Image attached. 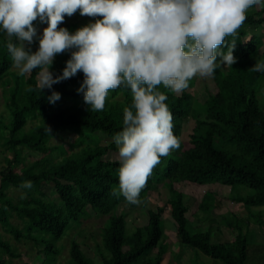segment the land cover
<instances>
[{"label": "trees", "instance_id": "1", "mask_svg": "<svg viewBox=\"0 0 264 264\" xmlns=\"http://www.w3.org/2000/svg\"><path fill=\"white\" fill-rule=\"evenodd\" d=\"M256 7L251 6L236 33L225 38L236 42L233 51L236 62L227 70L218 68L211 77H201L205 88L203 101H198L187 89L172 93L162 85L157 86L167 96L164 103L172 113L173 133L181 144L168 156L161 157L140 193L144 201L154 185H160L168 190V200L156 209L149 208L147 223L135 226L129 234L124 213L117 212L120 203L128 202L111 195V189L119 182V160L107 156L118 150L112 137L123 130V109L131 106V90L123 85L108 90L105 108L99 112L89 110L82 93L76 91L84 78L80 71L41 92L35 88L37 70L24 76L12 70L5 46L7 37L0 36V88L6 87L9 92L5 104L8 116H0V139L12 154L0 170V225L4 230L16 241H30L40 247L39 255L53 264L59 251L49 236L54 240L62 238L72 222L80 224L91 210L95 215L108 216L101 242L94 251L100 262L88 256L74 238L69 247L70 264H162L171 240L163 220L169 210L179 245L192 247L219 264H247L253 236L248 222L233 212L223 215L221 219L232 231V240L213 242L212 218L222 201L214 190H207L200 201L188 206L177 185L188 182L230 187V198L241 204L264 229V105L254 91L264 81V73L250 70L256 59H264V51L256 58L260 41L255 36L244 39L245 26L264 23V7L254 10ZM33 24L40 23L37 19ZM63 27L74 32L79 25L74 22ZM37 48L33 42L31 50L35 52ZM69 58L70 52L57 54L50 71L61 74ZM29 85L32 91L27 90ZM53 90L61 98L51 104L47 98ZM187 119L191 125L185 139L183 129ZM57 133H71L75 141L68 147L77 150L65 154V148L52 145L51 138ZM100 134L112 141L101 144ZM25 151L38 158L25 165L22 157ZM58 151L62 157L55 160L53 154ZM26 180L33 183L26 198L10 194L11 187L18 190ZM45 184H53L58 201L46 199ZM190 209L194 216L198 211L206 214L211 225L205 232L189 228ZM14 217L22 225L27 224L26 231L12 222ZM260 248L259 259L264 264V244ZM0 254V264H6L5 257H19L10 242L2 238Z\"/></svg>", "mask_w": 264, "mask_h": 264}, {"label": "clouds", "instance_id": "2", "mask_svg": "<svg viewBox=\"0 0 264 264\" xmlns=\"http://www.w3.org/2000/svg\"><path fill=\"white\" fill-rule=\"evenodd\" d=\"M251 6L264 7V0H0V36L7 37L12 66L21 76L37 70L35 88L41 92L80 71L84 78L76 91L89 110L99 112L108 90L121 85L131 90L123 130L112 137L119 182L111 195L140 205L141 190L161 157L181 144L164 103L167 96L157 86L181 93L194 77L231 67L236 42L225 38L236 33ZM78 9L81 16L102 18L74 32L58 28ZM37 19L47 24L42 33L33 24ZM66 51L70 58L62 73L54 75L55 56ZM250 70L264 73V59ZM60 98L53 90L47 99L54 104ZM32 187L31 180L23 181L20 199Z\"/></svg>", "mask_w": 264, "mask_h": 264}, {"label": "rangeland", "instance_id": "3", "mask_svg": "<svg viewBox=\"0 0 264 264\" xmlns=\"http://www.w3.org/2000/svg\"><path fill=\"white\" fill-rule=\"evenodd\" d=\"M262 7L257 6L254 10H258ZM264 15V14H262ZM100 17H88L81 16L79 11L73 13L72 16H65V20L58 24L59 27H63L64 25H68L70 23L76 22L79 25V28L86 25L89 22H94L95 19ZM38 28V33H42L44 27H47V24H34ZM244 30L246 35L244 37L245 40H248L250 37L255 36L260 41L259 50L257 53V57L263 54L264 51V23L263 25H255V26H245ZM34 43L38 47V41H34ZM260 57L259 59H261ZM256 59V60H259ZM223 70H227L228 67H223ZM13 71L18 72L16 68H12ZM188 92H191L194 97L198 101H203L205 98V88L204 81H202L201 77H194L189 82V87L187 88ZM258 99L264 105V81L260 84H257L254 89ZM9 92L8 88L1 87L0 88V116L7 118L8 111L6 110V101L8 99ZM83 99V94H82ZM191 125L190 120H186L184 122L183 129V137L186 139L187 131ZM101 144L107 145L112 140L104 134H100ZM75 141V137L71 133H57L52 136L50 143L52 145H56L59 147L65 148V154L70 152H75L77 148L68 147L69 144ZM3 140L0 139V170L7 164L6 159L11 158L12 154L5 149L3 146ZM68 147V148H67ZM24 158V164L27 165L30 162L34 161L38 157L28 151H25L22 155ZM53 157L55 160L60 159L62 157L61 151L54 152ZM107 158H111L113 160H119L118 150L112 151ZM177 188L182 191L184 195V202L186 205L190 206L195 200L200 201L203 197L205 191L214 190L216 195L222 201V206L214 210L213 214V222L212 228L214 230V241H230L232 240V231L228 229L222 221L223 215L227 216V213L233 212L236 216L247 221V227L249 230L253 232V236L250 239V253H249V261L247 264H261V260L259 259V250H261L260 246L264 244V229H262L257 223L254 222V217L250 215L246 209L242 207L241 204L236 203L234 200L230 198L231 189L228 186H222L219 184H192L188 182H182L177 185ZM43 191L46 193V199L51 201H58V196L55 192L53 184H45ZM10 194H14L15 197H18L20 194V190H17L14 187H11L9 190ZM169 193L167 189L160 185H154L153 189L149 193L146 200L143 201L140 205L131 206L129 203H120L117 207L118 213H124L127 220V234L132 233L135 229V226L144 225L147 223L148 214L147 210L149 208L156 209L157 206L163 205L168 200ZM90 208H86L89 210ZM254 209L257 210L256 207ZM90 211V216L88 218H83L81 223L72 222L69 228L67 229L65 235L57 240H54L49 236V240L53 245L58 249L59 253L56 257V262L53 264H70L69 262V247L72 239L76 238L82 245V249L86 254L95 259L97 263L100 262V257L96 255L95 246L98 242H101V233L104 225L107 222L108 216H99L95 215L94 212ZM86 213V211H85ZM84 213V214H85ZM198 215L194 216L192 210L187 213V218L189 220V228L196 232H205L211 225L209 220L206 217V214L198 211ZM85 216V215H84ZM83 216V217H84ZM198 217L201 219L199 221ZM264 219V217H263ZM164 226L166 233L170 236L171 240L169 241L170 246L167 254L165 255L162 264H219L215 262L212 257L205 255L202 252L195 250L192 247L186 245H179L178 240L176 239L175 228L173 226L172 220L170 219V212L167 211L164 214ZM12 222L18 227L26 231L27 224L14 217ZM0 238L4 240H8L10 244L13 246L14 251L19 254L18 258H6V264H21L23 262H28L29 264H48L45 260L44 255H39L38 250L40 247H35L30 241H16L8 232L4 230V228L0 225ZM0 256H2L0 254ZM41 259V261H40Z\"/></svg>", "mask_w": 264, "mask_h": 264}]
</instances>
